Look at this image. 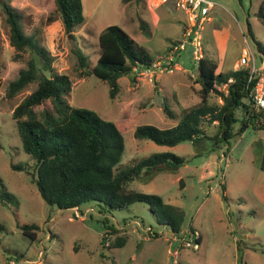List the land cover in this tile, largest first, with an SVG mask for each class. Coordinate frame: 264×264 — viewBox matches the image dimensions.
Here are the masks:
<instances>
[{
    "label": "rangeland",
    "instance_id": "rangeland-1",
    "mask_svg": "<svg viewBox=\"0 0 264 264\" xmlns=\"http://www.w3.org/2000/svg\"><path fill=\"white\" fill-rule=\"evenodd\" d=\"M10 2L24 13L25 31L37 35L54 55L55 68L70 75L73 84L64 94L67 102L93 109L121 126L125 148L117 166L125 167L154 151H172L186 158L172 169L143 172L129 184L161 195L180 206L184 215L181 229L175 233L141 201L105 213L92 201L73 208L45 202L32 181L33 158L22 149L11 115L36 81L29 82L13 98L4 94L8 81L26 65L29 55L13 56L16 50L9 43V26L0 0V189L10 193L9 198H0V219L6 226L0 234V264H264V170L259 167L264 128H247L228 142L212 137L216 125L211 123H205L206 136L194 142L165 145L134 137L137 124L174 125L183 109L200 101L201 82L195 80L197 62L188 48L181 54V68L171 72L122 74L115 97L109 95L107 80L93 73L80 76L75 49L85 53L89 65L95 64L98 34L104 26L120 25L158 59L164 57L172 40L180 38L183 11L177 10L173 17L154 0H131L124 6L121 0H83L84 20L74 35H67L59 16L48 20L55 12L54 0ZM214 2L209 13L213 19L204 26L218 70L230 69L243 49L251 51L256 67L264 70V54L255 43L264 45V24L256 15L261 0ZM133 72L137 78L132 77ZM155 87L165 96L174 117L165 115L157 104L144 105L155 94ZM45 104L51 106L49 100ZM11 163L28 167L20 170ZM23 223L38 224L35 238L23 232ZM108 224L117 227L118 234H126L122 245H115L116 234H108L102 243ZM191 227L200 232L198 249L179 244L181 230Z\"/></svg>",
    "mask_w": 264,
    "mask_h": 264
},
{
    "label": "trees",
    "instance_id": "trees-1",
    "mask_svg": "<svg viewBox=\"0 0 264 264\" xmlns=\"http://www.w3.org/2000/svg\"><path fill=\"white\" fill-rule=\"evenodd\" d=\"M1 1L9 26V43L16 50L13 56L20 57L24 52L29 55L26 65L8 81L4 94L13 98L29 82L36 81V86L13 107L11 115L22 149L33 158L32 181L45 202L59 208H73L92 201L99 206L100 212L105 213L141 201L149 205L159 222L169 225L172 232H179L184 215L180 206L165 201L157 193L141 191L129 184L143 172L172 169L183 164L186 158L172 151H154L125 167L117 166L125 148L121 126L114 120L101 117L93 109L67 102L64 94L71 90L73 84L70 75L58 71L50 50L37 35L25 31L24 13L10 0ZM129 1L121 0L122 6ZM54 5L55 12L48 16V20L59 16L64 33L74 35L76 26L84 20L83 1L54 0ZM256 15L264 24V0H261ZM248 32L252 35L249 28ZM255 43L257 50L264 54V45L259 41ZM98 45V56L93 65L88 64V57L76 47L77 64L80 76L93 73L107 80L110 97H115L119 89L118 78L122 74H130L134 67L149 65L157 59L116 23L99 31ZM196 66L195 80L201 82L200 101L183 109L174 125L137 124L134 137L149 138L165 145L186 140L194 142L206 136L205 123H211L216 125L212 137L217 142H228L234 134L247 128H264V113L252 105L249 96L255 82V79L248 81L249 67L217 71V61L206 54ZM223 84L225 87L221 88ZM215 94L220 102L211 100ZM47 100L51 106L45 104ZM153 104H157L168 117L175 116L157 87L144 105ZM38 105L42 107L37 109ZM238 109L240 116L237 115ZM11 166L20 170L28 167L16 163H11ZM259 167L264 170V152ZM221 188L224 193V187ZM9 197L10 193L1 188L0 198ZM21 228L33 239L39 226L23 223ZM5 229L0 219V234ZM118 232L113 224L106 225L102 243L108 234H116L115 245H122L126 234Z\"/></svg>",
    "mask_w": 264,
    "mask_h": 264
},
{
    "label": "built area",
    "instance_id": "built-area-1",
    "mask_svg": "<svg viewBox=\"0 0 264 264\" xmlns=\"http://www.w3.org/2000/svg\"><path fill=\"white\" fill-rule=\"evenodd\" d=\"M161 2L165 0H160ZM176 6L185 11L187 22L184 24L180 38L171 42L164 57L154 60L146 66H136L134 71L139 74L152 75L155 72L169 71L181 68L184 59L181 57L183 51L188 48L192 60L198 61L203 56V29L204 23L209 19V12L214 5L213 0H175ZM239 66L249 67L248 81L255 79L249 90L252 105L264 113V70L255 65L254 56L251 51L243 49L239 58ZM239 68V67H238ZM183 235L178 238L182 246L198 249L200 232L191 227L181 230ZM176 251V250H175ZM8 264H14L9 261Z\"/></svg>",
    "mask_w": 264,
    "mask_h": 264
},
{
    "label": "crops",
    "instance_id": "crops-1",
    "mask_svg": "<svg viewBox=\"0 0 264 264\" xmlns=\"http://www.w3.org/2000/svg\"><path fill=\"white\" fill-rule=\"evenodd\" d=\"M82 1H83V0H82ZM213 1H214V0H213ZM83 4H84V2H83ZM154 4L157 5V6H162V9H163L165 12L170 13L173 17L177 15V10H181V9H179V8L176 6V4H175V0H165V1H163V2H161L160 0H154ZM214 5H215V2H214ZM214 5H213L212 8L210 9V12H211V10H213ZM181 11H183V10H181ZM83 12H84V9H83ZM210 12H209V13H210ZM183 13L185 14V15H184V18H180V20H181V22H182V25H181V28H182V29H183L184 24L187 22V14H186L185 11H183ZM212 19H213V17H212L211 15H209V19L206 20V21L208 22V21H211ZM213 26L217 27L218 25L215 24V25H213ZM208 41H209V38H208V35H207L206 26H204V29H203V54H206V55H208V56L211 57L210 49L208 48V45H207V44H208ZM168 47H169V45L166 46V52H167ZM242 53H243V50H242V52L240 53V56H241ZM239 58H240V57H239ZM238 67H240V66H239V59H236V60L233 62L232 67H231L230 69L226 70V71H229V70H231V69H236V68H238ZM217 71H219V70H218V63H217ZM226 71H225V72H226ZM133 74H134V75H132V77H133V78H137V74H136V72H133ZM134 76H135V77H134ZM155 86H156V85H155ZM224 87H225V84H223L221 88H224ZM214 101H216V102H220L221 99H220L218 96H216V97H214ZM133 256H134V255H132L131 257H133Z\"/></svg>",
    "mask_w": 264,
    "mask_h": 264
}]
</instances>
